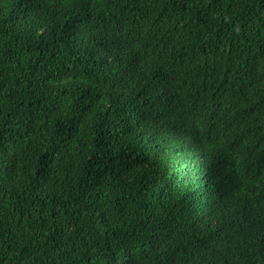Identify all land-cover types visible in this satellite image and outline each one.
Instances as JSON below:
<instances>
[{
  "label": "trees",
  "instance_id": "16d2710c",
  "mask_svg": "<svg viewBox=\"0 0 264 264\" xmlns=\"http://www.w3.org/2000/svg\"><path fill=\"white\" fill-rule=\"evenodd\" d=\"M0 264H264V0H0Z\"/></svg>",
  "mask_w": 264,
  "mask_h": 264
},
{
  "label": "bare ground",
  "instance_id": "6f19581e",
  "mask_svg": "<svg viewBox=\"0 0 264 264\" xmlns=\"http://www.w3.org/2000/svg\"><path fill=\"white\" fill-rule=\"evenodd\" d=\"M123 252V251H122ZM125 252V251H124ZM97 255V254H96Z\"/></svg>",
  "mask_w": 264,
  "mask_h": 264
}]
</instances>
